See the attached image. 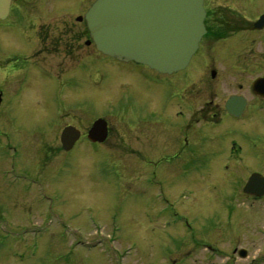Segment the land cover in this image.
<instances>
[{"label": "rangeland", "instance_id": "1", "mask_svg": "<svg viewBox=\"0 0 264 264\" xmlns=\"http://www.w3.org/2000/svg\"><path fill=\"white\" fill-rule=\"evenodd\" d=\"M94 2L50 0L45 9L51 14L40 23L51 25L52 38L66 30L64 39L77 37L83 43L86 31L77 30L83 24H76L75 17L86 14ZM37 3L19 0L14 7H24L29 24L36 14L44 17ZM14 19L12 15L0 26V92L12 96L0 105V264H264V206L242 204L244 199L232 204L220 190L224 187L230 194L236 186L238 191L240 175L224 186L220 167L212 174L204 172V164L195 176L163 174L161 194L168 201L154 202L149 200L150 192L139 190L142 183L147 185L149 173L156 181V166L150 161L146 164L134 157L129 164L126 159L86 156L89 148L84 145L64 152L59 136L69 121L85 126L88 112L104 114L103 109L111 108L106 95L111 93L117 101L118 91H125L128 84L143 85L109 73V88L102 96L101 86L84 80L80 72L75 81L93 100L84 114L76 113L79 105L71 101L76 97L71 79L32 76L21 56L29 53L24 38L16 35L14 27L4 30L16 23ZM53 48L50 63H69L61 61ZM92 48L84 47L83 52ZM170 97L176 105L181 101L179 94ZM65 103H70L67 110L62 107ZM163 104L170 108L165 96ZM183 121L174 122L180 126ZM215 161L223 160L214 159L211 166ZM249 161L246 165H252ZM258 162L263 165L264 157ZM14 167L43 178L40 187L51 199L40 203L37 187L26 191L25 182L9 186L3 173ZM34 222L32 228L39 232L25 233L26 225ZM241 248L247 256L239 255Z\"/></svg>", "mask_w": 264, "mask_h": 264}, {"label": "flooded vegetation", "instance_id": "2", "mask_svg": "<svg viewBox=\"0 0 264 264\" xmlns=\"http://www.w3.org/2000/svg\"><path fill=\"white\" fill-rule=\"evenodd\" d=\"M17 1H12L10 13L0 20V26L15 16L16 23L3 29L14 27L16 35L24 38L29 53L21 56L32 76L37 79L59 76L62 80L68 77L73 81L72 91L76 92V97L73 95L71 101L79 105L76 113H85L84 107H90L93 100L90 94L82 93L83 89L75 81L80 72L84 80L101 86L102 96L109 88V73L127 77L130 82L136 79L143 85L139 88L128 84L125 91H118L120 98L117 101L111 93L106 95L111 108L103 109L107 112L104 114L89 115L88 112L90 121L85 126L69 121L59 136L64 152H74L84 145L89 148L85 150L86 156L126 159L129 164L134 157L141 158L146 164L150 161L156 166V181L149 173L145 178L147 185L143 187L142 183L139 190L150 192L149 200L154 202L168 201L161 194L163 174L173 176L189 172L195 176L197 170L203 169L202 164L207 167L204 172L212 174L219 172L220 167L225 174V177L221 176L224 186V182L233 181V177L240 175L241 178L238 191L234 186L228 194L226 188L220 187L229 202L233 204L236 199H244L242 204L264 206V162L258 166L260 157H264V0H204L206 32L188 66L173 74L103 54L91 36L85 14L75 17L76 24H83L77 30L86 31L83 43L77 37L64 39L68 35L66 30L52 38L51 25L47 24V28L45 23H40L51 14L45 9L50 0H37L40 10L45 12H41L44 17L36 14L29 24L26 22L28 17H24V7H18V10L14 7ZM73 31H70L71 35H75ZM53 47L63 58L61 61L68 60L69 63L62 64L59 60L54 62L61 65L50 63L53 61L48 57ZM84 47L93 48L83 52ZM172 88L175 90L169 94L167 91ZM172 93L181 97L179 104L171 99ZM164 96L166 105L170 101V108L164 106ZM4 99L8 103L12 96L2 91L0 105ZM69 104L62 107L67 110ZM100 118L104 122L97 123ZM176 119L184 121L179 126L174 122ZM74 135L78 139L66 150ZM173 148L174 151L168 152ZM201 148L203 151L199 152ZM209 158L210 162H207ZM220 158L222 162L215 161L211 166L214 159ZM249 160L252 165H246ZM5 170L3 174L10 181L9 186L25 182L26 191L37 187L40 203L51 199L40 187L43 178L21 172L17 167ZM143 173L148 174V171L143 170ZM251 178L253 182L249 184ZM258 210L257 214L260 213ZM46 215L47 211L41 223ZM34 224L26 225L25 230L31 231Z\"/></svg>", "mask_w": 264, "mask_h": 264}, {"label": "water", "instance_id": "3", "mask_svg": "<svg viewBox=\"0 0 264 264\" xmlns=\"http://www.w3.org/2000/svg\"><path fill=\"white\" fill-rule=\"evenodd\" d=\"M10 3L0 0V18L8 15ZM204 18V0H97L86 14L101 51L165 73L187 66L206 32ZM239 253L247 255L244 249Z\"/></svg>", "mask_w": 264, "mask_h": 264}]
</instances>
